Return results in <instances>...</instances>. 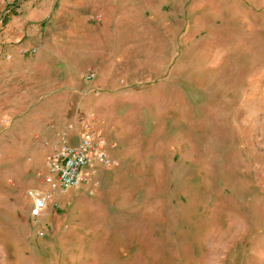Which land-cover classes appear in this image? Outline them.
Masks as SVG:
<instances>
[{
    "label": "crops",
    "instance_id": "1",
    "mask_svg": "<svg viewBox=\"0 0 264 264\" xmlns=\"http://www.w3.org/2000/svg\"><path fill=\"white\" fill-rule=\"evenodd\" d=\"M15 11L0 39V203L8 205L20 185L41 186L36 176L58 145L81 146L86 125L101 134L110 159L95 162L91 181L76 188L89 193L118 167L128 139L153 132L156 123L174 124L185 136L202 90L186 81L188 50L198 36L191 28H201L202 43L226 39L219 59L228 61L235 28L264 26V0H23ZM219 64L188 72L210 70L213 80L226 75L233 90L234 69ZM11 171L30 174L21 184ZM71 190L50 196L44 239L32 238L27 226L34 264L116 261L122 246L107 248L105 231L59 222L55 204L64 209L90 199L70 200ZM34 199L27 200L29 217Z\"/></svg>",
    "mask_w": 264,
    "mask_h": 264
},
{
    "label": "rangeland",
    "instance_id": "2",
    "mask_svg": "<svg viewBox=\"0 0 264 264\" xmlns=\"http://www.w3.org/2000/svg\"><path fill=\"white\" fill-rule=\"evenodd\" d=\"M22 1L0 0V39ZM191 29L198 36L188 66L233 68V90L226 75L213 80L210 70L194 75L187 66V83L202 90L185 136L174 124L156 123L153 132L125 142L118 167L94 193L67 188L70 200L90 199L64 209L55 204L61 225L105 231L107 248L122 246L108 264H264V26L235 28L228 61L219 59L226 39L202 43L201 28ZM29 174L11 171L10 178L21 183ZM39 176L40 187L20 185L11 204L0 203V264H34L27 226L32 238L44 239L48 222L42 215L35 223L33 205L27 215V200L61 190L47 183V161Z\"/></svg>",
    "mask_w": 264,
    "mask_h": 264
},
{
    "label": "built area",
    "instance_id": "3",
    "mask_svg": "<svg viewBox=\"0 0 264 264\" xmlns=\"http://www.w3.org/2000/svg\"><path fill=\"white\" fill-rule=\"evenodd\" d=\"M92 77L90 75L89 79ZM85 128L88 131L84 134L79 148H71L63 141L48 158L47 167L52 177L47 178V183L53 189L80 187L91 181L95 162L105 165L110 163L104 149L105 140L101 134L91 130L88 125ZM49 198L50 195L35 197L31 208V216L35 223L39 224V219L47 209Z\"/></svg>",
    "mask_w": 264,
    "mask_h": 264
}]
</instances>
